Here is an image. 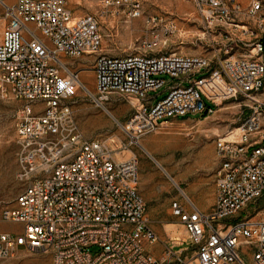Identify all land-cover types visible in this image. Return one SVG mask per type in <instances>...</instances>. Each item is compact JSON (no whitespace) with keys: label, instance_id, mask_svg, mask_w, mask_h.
I'll use <instances>...</instances> for the list:
<instances>
[{"label":"built area","instance_id":"built-area-1","mask_svg":"<svg viewBox=\"0 0 264 264\" xmlns=\"http://www.w3.org/2000/svg\"><path fill=\"white\" fill-rule=\"evenodd\" d=\"M97 1L107 16L142 13L140 0ZM190 1L203 27L198 39L217 50L163 52L159 45L180 31L170 20L144 52L96 58L94 93L82 85L90 97L99 105L114 95L137 101L122 126L130 141L115 145L86 138L70 103L80 79L68 61L101 51V17L75 16L68 0H0V98L22 102L16 175L24 183L0 212L23 226L0 231V259L26 251L49 253L53 264H264V215L251 213L264 194V0ZM162 87L167 94L155 101L149 92ZM237 96L247 113L216 140L211 208L184 191L171 203L194 253L168 245L154 255L159 237L139 191V161L124 153L145 134L212 115Z\"/></svg>","mask_w":264,"mask_h":264},{"label":"rangeland","instance_id":"rangeland-1","mask_svg":"<svg viewBox=\"0 0 264 264\" xmlns=\"http://www.w3.org/2000/svg\"><path fill=\"white\" fill-rule=\"evenodd\" d=\"M140 2L141 15L129 18L123 12L108 16L101 13L97 0H68L75 16L90 13L102 20L101 51L68 61L81 82L70 102L73 116L88 139H107L115 145L129 143L130 138L122 126L137 106L135 99L118 95L102 105L90 97L82 85L94 93L93 68L99 54L121 56L142 53L153 34L161 31L163 23L170 20L177 24L180 31L159 45L163 52L197 55L219 47L218 43L209 44L208 37L198 39L203 27L190 0ZM166 94L165 87L149 92L150 96L157 95L155 101ZM21 105L18 100L0 98V212L12 206L24 188V183L16 175L19 144L15 122ZM246 113L242 97L223 100L212 115L190 114L169 127L145 134L124 153L126 156L136 154L139 161V191L147 203L150 225L159 237L152 246L154 255H162L168 245L183 248L187 256L194 253L185 228L171 213V203L184 191L199 208H211L220 168L216 140L239 127ZM252 206L255 209L251 213L264 215V194ZM22 228L19 223L0 220L1 232L20 233ZM0 264H53V260L49 253L22 251L13 257L0 259Z\"/></svg>","mask_w":264,"mask_h":264},{"label":"crops","instance_id":"crops-1","mask_svg":"<svg viewBox=\"0 0 264 264\" xmlns=\"http://www.w3.org/2000/svg\"><path fill=\"white\" fill-rule=\"evenodd\" d=\"M3 26H4L3 22H0V39H1V33H2V30H3Z\"/></svg>","mask_w":264,"mask_h":264},{"label":"bare ground","instance_id":"bare-ground-1","mask_svg":"<svg viewBox=\"0 0 264 264\" xmlns=\"http://www.w3.org/2000/svg\"><path fill=\"white\" fill-rule=\"evenodd\" d=\"M80 84H81V82H80Z\"/></svg>","mask_w":264,"mask_h":264}]
</instances>
